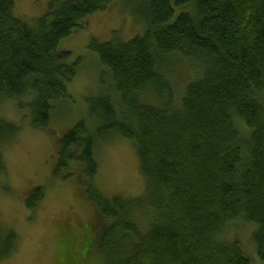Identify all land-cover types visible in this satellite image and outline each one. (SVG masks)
Returning <instances> with one entry per match:
<instances>
[{"label":"trees","instance_id":"trees-1","mask_svg":"<svg viewBox=\"0 0 264 264\" xmlns=\"http://www.w3.org/2000/svg\"><path fill=\"white\" fill-rule=\"evenodd\" d=\"M119 1L128 0H52L29 24L13 0H0V105L17 102L24 121L47 130L79 74L80 62L60 44ZM143 9L144 36L92 41L112 94L93 101L90 121L60 142L58 171L74 169L70 178L87 187L106 224L94 255L102 264H253L241 242L228 240L242 223L264 263V0H145ZM20 129L0 118V177L4 146ZM111 137L135 146L143 198L95 191L98 142ZM44 197L34 190L28 210ZM17 243L0 227V262Z\"/></svg>","mask_w":264,"mask_h":264},{"label":"rangeland","instance_id":"rangeland-1","mask_svg":"<svg viewBox=\"0 0 264 264\" xmlns=\"http://www.w3.org/2000/svg\"><path fill=\"white\" fill-rule=\"evenodd\" d=\"M13 1L16 16L32 24L48 14L52 0ZM144 1L114 3L105 12L91 16L83 28L60 44V52H69L74 61L80 62L79 74L69 86L70 97L55 106L56 114L47 130H34L29 120L24 121L17 102L8 100L0 105V118L21 128L3 149L6 172L0 177V227L15 232L18 243L14 255L0 264H102L94 253L105 223L90 202L87 187L70 178L74 169L68 174L58 171L60 142L79 122L89 118L91 103L112 87L98 55L90 48L92 41L110 42L116 34L119 41L128 43L144 36L148 25ZM168 72L162 75L176 85L173 70ZM148 101L153 99L149 97ZM96 159L99 166L93 185L97 194L109 200L145 196L146 181L130 140L111 137L105 143L99 141ZM39 188L45 197L36 211L28 210L27 200ZM150 219L148 213L141 220ZM250 236V226L239 223L228 240L241 242L253 264H264ZM64 248L70 254L69 261L62 259Z\"/></svg>","mask_w":264,"mask_h":264}]
</instances>
